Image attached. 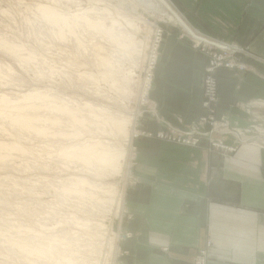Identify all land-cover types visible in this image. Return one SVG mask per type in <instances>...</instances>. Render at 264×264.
I'll list each match as a JSON object with an SVG mask.
<instances>
[{
  "label": "rangeland",
  "instance_id": "rangeland-1",
  "mask_svg": "<svg viewBox=\"0 0 264 264\" xmlns=\"http://www.w3.org/2000/svg\"><path fill=\"white\" fill-rule=\"evenodd\" d=\"M169 1L177 12L193 21L192 15L184 13L182 3ZM133 2L57 0L51 5V0H0V96L16 101L51 90L57 98L76 101L87 120L92 118L89 113L136 117L137 134L133 137L132 153L130 135L125 140L116 137V145L123 146L121 149L128 152V156L125 162L121 161L124 169L110 181L116 194L95 193L106 201L102 206L97 205V212L82 211L73 203L76 197H66L61 192L72 173L63 169L60 150L75 143L70 139L73 128L68 116L45 111L34 113L46 119L36 124L43 128V134L33 128L9 127L7 132L0 129V143L15 145L7 149L6 161L3 159L5 149L0 150V209L6 201L8 211L17 214L22 227H34L35 217L49 216L60 225L55 233L72 243L78 253L74 259L84 264L140 262L125 248L128 233L124 231V223L129 219L126 205L128 201L140 203L143 198L140 190L144 187L149 188L152 183L165 185L167 171L182 166L178 162L183 159L179 161L178 157L183 155V150H200L208 156L215 154L220 159H231L242 146L264 149V94L249 92L244 101L236 97L244 83L248 86L262 84L264 88V57L252 52L248 45L239 46L235 40L223 41L200 25L206 36L229 46L237 44L240 50L234 53L197 41L181 25L165 16L146 13ZM43 6L55 9L71 23L60 28L59 24L48 22L39 12ZM84 17L107 22L106 27L114 25L113 32L127 35L133 48L118 45L107 35L94 31L84 23ZM75 21L80 22L72 25ZM152 24L154 27L149 28ZM59 31L63 32L62 36ZM169 39L195 55L191 65H186L177 51L167 49ZM198 54L204 56L199 74L202 94L199 106L192 87L194 73L199 69L195 63ZM213 55L223 64L244 66L226 69L234 76L233 85L226 91L219 81L223 68L213 71L217 82L214 94L206 92L204 78ZM50 71L59 73L55 82L48 79ZM166 75L169 82L172 79L186 88L188 81L183 79H189V97L167 87ZM157 90L161 91L159 99L154 98ZM225 97L229 99L220 107ZM195 109L198 112L192 118ZM131 128L129 124V131ZM158 132L176 140L155 138ZM192 138L199 139L198 144L192 146L177 141ZM155 141L165 144L159 146ZM221 143L231 150L216 146ZM207 177L209 179V175ZM221 193L222 196H215L216 200L231 201L230 189ZM207 243H210L206 249L209 263L212 240L206 233L205 243L196 250L192 264Z\"/></svg>",
  "mask_w": 264,
  "mask_h": 264
},
{
  "label": "crops",
  "instance_id": "crops-1",
  "mask_svg": "<svg viewBox=\"0 0 264 264\" xmlns=\"http://www.w3.org/2000/svg\"><path fill=\"white\" fill-rule=\"evenodd\" d=\"M176 1L182 3L184 13L192 15L195 23L187 21L195 29L203 32L200 25L221 40L248 45L252 52L264 57V0ZM167 49L182 55L188 66L195 58L190 50L170 39ZM195 63L199 69L194 73L192 87L199 106L202 100L199 74L204 56L198 54ZM232 75L226 69L219 72L223 90L233 85ZM165 77L167 87L189 97V79H183L188 81L186 88L172 79L169 82L168 75ZM260 85L241 84L242 92L237 90L236 97L244 101L249 92L263 95L264 88ZM158 90L155 99L161 98ZM223 99L220 107L229 98ZM193 111L191 117L195 118L198 109ZM155 142L159 146L165 144ZM182 153L178 157L179 161L183 159L178 162L182 166L167 171L165 185L152 183L140 190L143 197L140 203L128 201L129 219L124 223L127 251L135 255V260L139 259L138 264H192L207 233L212 240L208 264H264V149L242 146L231 159L208 156L200 150ZM225 189L231 190V201L216 200L215 196H222Z\"/></svg>",
  "mask_w": 264,
  "mask_h": 264
},
{
  "label": "clouds",
  "instance_id": "clouds-1",
  "mask_svg": "<svg viewBox=\"0 0 264 264\" xmlns=\"http://www.w3.org/2000/svg\"><path fill=\"white\" fill-rule=\"evenodd\" d=\"M56 3L57 0H51V5ZM58 76L59 73L50 71L48 79L55 82ZM39 111L70 118L73 128L70 139L75 143L63 148L60 155L64 160L63 169L72 174L61 192L66 197H76L73 203L82 211L97 212V205L102 206L106 201L97 197L96 192L107 196L116 194L114 186H110V181L118 174L119 162L115 124L92 113H89L90 120L84 119L76 101L57 98L48 90L16 101L0 96V129L5 132L9 127L31 130L36 124L46 122L45 118L34 115ZM4 149L6 161L7 145ZM8 207L5 201L0 209V264H84L74 259L78 253L72 243L55 233L60 225L49 216L35 217L34 227H22L17 214L9 212Z\"/></svg>",
  "mask_w": 264,
  "mask_h": 264
},
{
  "label": "bare ground",
  "instance_id": "bare-ground-1",
  "mask_svg": "<svg viewBox=\"0 0 264 264\" xmlns=\"http://www.w3.org/2000/svg\"><path fill=\"white\" fill-rule=\"evenodd\" d=\"M133 1L137 2L138 5H140V7L142 8V10L145 11L146 13H151V14H154V15L158 14V15H161L163 17L165 16L167 20L181 25L183 27V29H185L187 31V33H189L197 41L200 40V41H203L205 43L215 45V46L219 47L220 49H225V50H228V51H233L234 52V51L240 50L238 47H236L237 44L235 46L234 45L229 46V44L223 43V42H220V41H216V40L212 39L213 37L212 38L208 37L205 34H203V32L195 29L187 21V19L185 17H183L179 12H177L175 7L172 5V3L169 0H133ZM39 12H40L41 16L45 20H47L48 22H51V23L59 24L60 28H63L64 26H68V24L70 22V21L67 20V18L62 16L55 9L48 8V6L47 7H44V6L40 7L39 8ZM82 19L83 18H81V20ZM87 19H89V18H85L84 17V20H85L84 23L87 26L91 27L94 31L101 32V33L107 35L110 40H112L113 42H115L118 45H121V46L129 45V46H132L130 48H133L134 45H133L131 39L127 35H124L122 33L113 32L114 25H112L113 27L111 25H110V27H106L105 24L107 22L104 24L103 21H101V20H97V19L96 20H92V19L91 20H87ZM76 22L77 21H75L72 25H74V24L77 25V23L80 22V21H78L77 23ZM70 27H73V26L70 25L69 28ZM148 27L149 28H153L154 26L152 24V25H148ZM59 35L62 36L63 32L59 31ZM132 50H133V52L135 51V49H132ZM104 63H106V62L104 61ZM128 91H130V90H128ZM252 106H253V102H252ZM101 114H102V117L104 119H106L109 122L115 124V126L117 128V131H118L117 137H123L124 140H125L126 138L129 139V135H130V138H131V141H130V144H131L130 153H132V149L131 148H132V143H133V140H134L133 137H134V134H137V131H136V123H137L136 122V117L133 119L132 116L126 115V114H120V115L118 114V115H113V116H110V114L109 115L108 114H104V113H101ZM55 122H56V120H55ZM129 124H132L131 131H129V129H128ZM33 129H36L38 131V133H40V134H43L45 132L43 130V128L37 127L36 125L33 127ZM5 145H7V149L15 148V145H9V144H6V143H0V150L4 149ZM117 145H116V147H117L118 154H119V162H118V173H119L122 169H124V167L122 166V162L121 161H124V162L126 161V158L128 156V152L122 150L123 148L121 149V147H123V146L119 147ZM63 148H65V146ZM62 149L60 150V153H61ZM0 158H1V155H0ZM131 159H132V157H131ZM120 203H121V200L119 201V205H120ZM118 208H119V206H118Z\"/></svg>",
  "mask_w": 264,
  "mask_h": 264
},
{
  "label": "built area",
  "instance_id": "built-area-1",
  "mask_svg": "<svg viewBox=\"0 0 264 264\" xmlns=\"http://www.w3.org/2000/svg\"><path fill=\"white\" fill-rule=\"evenodd\" d=\"M208 45L215 46L212 44H208ZM215 47H217V46H215ZM217 48H219V47H217ZM219 60L220 59H218V57L213 55V57L210 59L209 63L207 64V66L205 68V74H204L205 77L204 78H205V89H206L207 93L210 92V93L214 94V91L217 88V82H216V79L212 73L213 71L217 70L218 68L234 69V67H238V68L244 67L243 65H239V66L234 65V63L223 64V62H219ZM155 138L164 139V140H168V141H175L176 140L175 138H171V136L168 135L167 133H163V132L156 133ZM177 141L185 143L187 145L194 146V145L198 144L199 139L192 138V139H184L182 141H180V140H177ZM216 146H219V148H221V149L231 150V148H227V147L223 146L222 143L220 145H216ZM206 245H207L206 248L203 247L202 249H200L199 255H198L197 260L195 261L194 264H208L207 250H208V247L210 246V243H207Z\"/></svg>",
  "mask_w": 264,
  "mask_h": 264
}]
</instances>
